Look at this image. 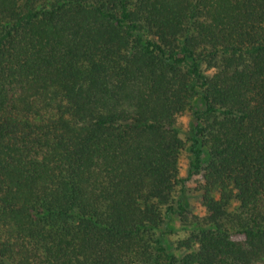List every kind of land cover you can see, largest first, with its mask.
Listing matches in <instances>:
<instances>
[{
    "label": "trees",
    "instance_id": "16d2710c",
    "mask_svg": "<svg viewBox=\"0 0 264 264\" xmlns=\"http://www.w3.org/2000/svg\"><path fill=\"white\" fill-rule=\"evenodd\" d=\"M0 264H264V0H0Z\"/></svg>",
    "mask_w": 264,
    "mask_h": 264
},
{
    "label": "rangeland",
    "instance_id": "374dc122",
    "mask_svg": "<svg viewBox=\"0 0 264 264\" xmlns=\"http://www.w3.org/2000/svg\"><path fill=\"white\" fill-rule=\"evenodd\" d=\"M188 116H185V117H183L181 120H182V122H183V125H186V123H187V121H188ZM187 153L186 152H184L183 153V155H182V158H181V175L182 176H185V174H186V167H187ZM189 186H190V188H193V186H194V184H193V182H191L190 184H189Z\"/></svg>",
    "mask_w": 264,
    "mask_h": 264
}]
</instances>
